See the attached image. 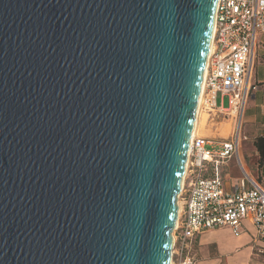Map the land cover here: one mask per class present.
Instances as JSON below:
<instances>
[{
    "label": "water",
    "instance_id": "water-1",
    "mask_svg": "<svg viewBox=\"0 0 264 264\" xmlns=\"http://www.w3.org/2000/svg\"><path fill=\"white\" fill-rule=\"evenodd\" d=\"M219 0H0V264H170Z\"/></svg>",
    "mask_w": 264,
    "mask_h": 264
},
{
    "label": "built area",
    "instance_id": "built-area-1",
    "mask_svg": "<svg viewBox=\"0 0 264 264\" xmlns=\"http://www.w3.org/2000/svg\"><path fill=\"white\" fill-rule=\"evenodd\" d=\"M264 34V0H219L211 52L207 60L199 119L207 115L213 126L228 119L234 128L228 139L191 138L186 172L178 196V218L173 231L170 264H197L193 248L202 236L221 228L237 240L248 238L264 255V188L245 169L240 150L247 102L258 88L253 83L255 51ZM228 98V106L218 99ZM200 123V122H199ZM199 132V131H198ZM235 160L242 172L231 188L219 167ZM215 175L207 177V166Z\"/></svg>",
    "mask_w": 264,
    "mask_h": 264
},
{
    "label": "rangeland",
    "instance_id": "rangeland-1",
    "mask_svg": "<svg viewBox=\"0 0 264 264\" xmlns=\"http://www.w3.org/2000/svg\"><path fill=\"white\" fill-rule=\"evenodd\" d=\"M222 102L224 107L228 106V98L218 99V104ZM211 119L207 115H202L199 119V136L210 139H228L233 132V122L226 119H220L218 125L213 126ZM248 144H250L248 142ZM253 172L264 179V169L261 170L258 166V160L251 155L248 158ZM235 164V163H234ZM239 166V165H238ZM245 169L247 167L244 164ZM229 170H235L233 166L228 167ZM243 175L240 167L234 171V176ZM253 177V174H250ZM248 238L235 239L229 229L221 228L204 234L198 244L193 248V255L196 258L197 264H264V255L260 254L258 247L247 243Z\"/></svg>",
    "mask_w": 264,
    "mask_h": 264
},
{
    "label": "crops",
    "instance_id": "crops-1",
    "mask_svg": "<svg viewBox=\"0 0 264 264\" xmlns=\"http://www.w3.org/2000/svg\"><path fill=\"white\" fill-rule=\"evenodd\" d=\"M253 83L258 89L251 94L245 108L242 134L247 138V141L242 144L240 156L242 157L243 163L247 167V171L250 174H253V177L264 188V179L262 176L260 177L259 172L258 176L255 174L256 172H253L252 166L248 161L250 155L251 157L257 159L261 174V170L264 169V165L263 167H260V155L255 143L259 139H264V34L260 35L257 42ZM248 142L250 144H248ZM229 166H233L235 170H229ZM237 167L239 166L235 160L230 161L226 166L219 167V174L225 179L227 187H235L242 178L241 174H239V176L233 175L234 171L237 170ZM214 175L215 171L213 166L208 165L206 176L212 177Z\"/></svg>",
    "mask_w": 264,
    "mask_h": 264
},
{
    "label": "trees",
    "instance_id": "trees-1",
    "mask_svg": "<svg viewBox=\"0 0 264 264\" xmlns=\"http://www.w3.org/2000/svg\"><path fill=\"white\" fill-rule=\"evenodd\" d=\"M255 144L257 146V149L260 155V160H259L260 167H263L264 165V139L257 140Z\"/></svg>",
    "mask_w": 264,
    "mask_h": 264
},
{
    "label": "bare ground",
    "instance_id": "bare-ground-1",
    "mask_svg": "<svg viewBox=\"0 0 264 264\" xmlns=\"http://www.w3.org/2000/svg\"><path fill=\"white\" fill-rule=\"evenodd\" d=\"M210 52H211V48H210ZM210 52H209V55H210ZM204 77H205V74H204ZM202 92H203V85H202L201 95H202ZM200 98H201V96H200ZM199 125L200 124H199V105H198L197 114H196V121H195L194 130H193V133H192V137L195 136V135H197V133L199 134V132H198L199 131Z\"/></svg>",
    "mask_w": 264,
    "mask_h": 264
}]
</instances>
